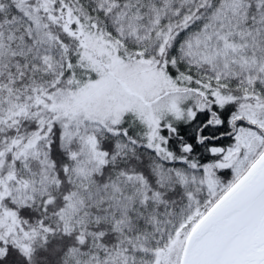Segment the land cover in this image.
Masks as SVG:
<instances>
[{
    "label": "snow or ice",
    "instance_id": "1",
    "mask_svg": "<svg viewBox=\"0 0 264 264\" xmlns=\"http://www.w3.org/2000/svg\"><path fill=\"white\" fill-rule=\"evenodd\" d=\"M0 264H264V0H0Z\"/></svg>",
    "mask_w": 264,
    "mask_h": 264
}]
</instances>
